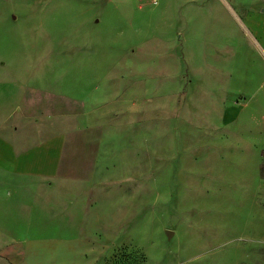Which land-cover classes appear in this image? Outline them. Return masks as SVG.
I'll use <instances>...</instances> for the list:
<instances>
[{
  "label": "rangeland",
  "instance_id": "rangeland-1",
  "mask_svg": "<svg viewBox=\"0 0 264 264\" xmlns=\"http://www.w3.org/2000/svg\"><path fill=\"white\" fill-rule=\"evenodd\" d=\"M230 1L237 10L249 0ZM211 4L0 0V102L24 87L55 89L77 101L80 88L101 81L110 60L100 56L150 51L153 68L181 57V98L193 111L176 140L152 132L104 145L103 183L92 209L81 195L60 209L70 213L66 218L23 220L16 237L32 243L31 264H264V52L258 49L257 58L247 49L244 56L238 35L232 39L235 69L240 55L247 57L258 80L232 81L231 103L241 108L231 124L218 121V104L185 102L190 77L182 39L196 20L192 5ZM152 116L155 127L158 113ZM256 162L260 183L252 173Z\"/></svg>",
  "mask_w": 264,
  "mask_h": 264
},
{
  "label": "crops",
  "instance_id": "crops-1",
  "mask_svg": "<svg viewBox=\"0 0 264 264\" xmlns=\"http://www.w3.org/2000/svg\"><path fill=\"white\" fill-rule=\"evenodd\" d=\"M231 2L192 5L196 20L190 38L182 39L190 77L185 102L196 107L218 104L216 116L225 125L239 117L241 108L231 103L237 101L229 95L232 81L258 80L253 61L244 53L248 49L258 58V49L264 52V0H249L237 10ZM237 35L244 54L238 71L232 40ZM151 58L150 51L100 56L110 60L101 81L89 91L80 88L77 101L55 89L24 87L14 90L8 102H0V264H31L32 243L16 237L23 220L66 218L70 213L60 209L81 195L88 197L92 209L103 183L98 179L103 146L113 138L144 139L158 132L173 141L184 122H191L193 111L181 98V57L173 54L169 68L166 59L151 67ZM154 113L159 122L151 127ZM257 149H252L256 155ZM252 173L260 183V163Z\"/></svg>",
  "mask_w": 264,
  "mask_h": 264
},
{
  "label": "water",
  "instance_id": "water-1",
  "mask_svg": "<svg viewBox=\"0 0 264 264\" xmlns=\"http://www.w3.org/2000/svg\"><path fill=\"white\" fill-rule=\"evenodd\" d=\"M166 235H167L168 237H170V236L172 235V232H170V231H166Z\"/></svg>",
  "mask_w": 264,
  "mask_h": 264
}]
</instances>
